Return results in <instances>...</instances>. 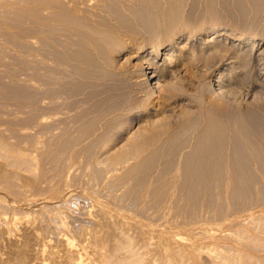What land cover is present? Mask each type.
Instances as JSON below:
<instances>
[{"label":"rangeland","instance_id":"obj_1","mask_svg":"<svg viewBox=\"0 0 264 264\" xmlns=\"http://www.w3.org/2000/svg\"><path fill=\"white\" fill-rule=\"evenodd\" d=\"M9 1L10 0L0 1V140L6 142L9 146L11 145L10 147H16L14 149H18V151L21 150L24 153L26 152V154L28 153L27 155L33 158L34 163L32 164V168L31 166L28 168L27 165L22 166L19 164V166H22L24 169L22 167L18 168V166L15 167L14 164H11V170L10 164H5L6 162H4L5 171L7 174L11 171L12 177L11 172H9L10 177L8 182H10V184H6L8 183L6 181H0V223L1 221L7 223L6 225L0 224V264H75L81 256L85 259L83 260V264H103L98 254V248L96 246L94 247V244L90 242L91 237L89 238L88 235L84 237L85 239L81 238L82 236L80 237L85 224V228L89 231L94 229V231H99L98 233L101 237L107 236L108 239L110 238L111 241L109 246H111L110 244L114 237L120 234L122 230V234H127L124 233L125 229H127L126 232L129 231L132 233L130 234L133 238L131 239L134 241L131 240L132 244L135 245L134 249H137L138 253L140 250V254L145 258L147 257V259L143 258L145 261H139V264H144L146 261L147 264H160L162 263L163 257L166 258H164L163 261H168L169 259L165 255V252L170 253L172 250L181 248L182 250L186 249V252L192 250L197 253L195 261L189 259L186 261L185 259L184 264L185 262L186 264H222L217 257L215 258L218 254L217 252L224 251L225 253L227 252V254H233L234 252L236 253L238 249H242L244 252L248 251L247 253H250L253 257L257 254L255 257V264L256 262L257 264H264L259 261L261 258H264V251L262 250L263 253L260 251L262 254L259 255V253L255 251L247 250V247L238 243L236 239L234 241L232 236L237 226L230 227L229 224H227L233 221V219L237 220L239 218V220H243V224L241 225L245 226L244 224L246 222H251L252 217L264 213V211H262L264 210V175H262L264 170L262 167V169L260 168L261 170L258 169L260 165L258 166V164L255 163L253 164L255 167L252 165L253 168L251 166L250 168L252 169L249 168L250 171H246V175L251 173L250 176L256 172L257 177L255 180L251 178L255 177L254 175L251 177H249V175H247V177L244 175L246 180L244 177H242L243 179L241 178V180H245L246 182L241 180L238 181V183H241L239 187H241L242 184L244 185H242V189L240 188L242 190L240 191L241 194L244 191L243 189L247 187L246 191L248 190L249 192L247 191V193L244 191L245 195H240L237 191L236 195H234L235 193L233 194V192L228 189V184L225 188L223 187L226 182H228V171L224 168H222L221 171L218 167H215L218 169L216 171L214 168L209 170L210 178L208 180L210 183H205L202 190V184L200 185V183L195 182L197 184L192 183L191 186L187 185V191H183L182 194V190L177 189L178 186L176 184L177 188H175V193L179 191L182 194L180 195V193H178L179 196H177L178 194L174 193V197H179L177 200L172 197L173 195L170 197L167 191V195H165V189L162 188L164 184L166 185L173 177L175 178L176 176V180L180 179L177 178V175L180 177V170L182 171L181 168L182 165H184L183 162L188 157L187 155H189L188 153H191L195 145L203 142L207 134H205V132L208 125L207 121H209L208 117L210 116L208 115V109H210L211 106L225 104L229 107L230 112L233 113L236 110L241 112L242 110L248 111V107L249 110L255 111L256 109V112L257 109H260L258 111L260 115L262 113L261 109L264 112V107L262 106L264 105V88L262 91L259 89L260 92L258 88L257 90L252 89L255 82L253 73V76H250L251 73H249V76L247 75L248 77L246 76V79H244V81L246 80V84L242 83V80L234 82V79L232 81V79L230 80L228 77L230 75L228 74L230 70L229 66L223 64L225 65L223 67L226 68L222 71L223 73L219 69H214L216 58H210V56L212 57V55H210L211 50L209 51V49L206 50L204 48V52L206 53L204 56L205 59L207 58V62H205L206 60H204L203 55H196L199 52V50L196 49L197 47L192 46L194 42H201V45L203 44V46L207 47L215 38H222V44H229V42H224L225 39L226 41L228 40L227 37H225L226 35L214 37L215 28H220L223 29L222 32L226 31L232 34L239 33L252 36L254 40L256 39L255 47H261V45H264V0H260L261 7L259 11L250 7V4H246V10L242 13H240V9L238 12L237 0H213L215 4L212 0H101V5L100 2H95L98 0H91V2H95H93L94 6H92V3H89L90 0H87L90 11L91 9L96 11L94 12V16L97 14V17H93L95 20L98 18L95 23L99 22V27L108 28L110 25L108 31L111 29H118L117 31L118 33H122V37L128 39L133 38L132 41L136 45L142 46L147 44L151 48L153 45H156V43L161 44L165 42V40L167 42V39L173 36L172 45L170 44V46L166 48L161 47L162 50L160 49V53L156 58V65H158L156 77L149 75L152 68H147L149 66L147 59L129 60L126 52H120V46L117 47L115 41L113 42V40L110 39L111 34L104 32L105 35L108 34L110 37L108 35H103V33L101 35L98 31L88 27L91 25L89 24L86 27L87 29L85 27H80L81 32H72L71 35L65 37L58 34L52 27L50 28V23L46 20L44 21V18L42 19V17L37 15L47 16L49 15L47 10H36L38 12L36 14L34 7H36L37 4L35 1ZM243 1L248 3V0ZM211 3L214 6L215 12L219 14L216 15L215 13V17L209 9V4ZM95 4H99V8L96 7ZM216 6L217 8H215ZM46 7H49V5H46ZM108 7H110V9ZM27 9H29L28 12H26ZM205 10L207 12L210 11L207 13ZM243 13H245L244 16L241 15ZM35 14L42 20L37 16L35 17ZM209 15L212 16L210 17ZM29 18L34 20L31 21ZM101 19H103V21ZM39 21H42V23H36ZM92 21L94 20H91V22ZM168 23L172 25L167 26ZM39 27L43 28L41 29ZM22 29L24 30L23 32L21 31ZM25 29H29V32ZM93 30L98 33L93 32ZM218 34L216 33V35ZM170 35L172 36L170 37ZM189 35L192 36L190 37ZM66 41L67 44H65ZM109 41H111V43ZM248 48L251 47L248 46ZM167 50H173L178 56H168ZM180 50L186 54V58L179 57ZM209 52L210 54L208 56ZM226 52L227 51H224V53ZM143 54L145 55L146 53ZM227 54H229V52H227ZM196 56L201 60L199 61ZM201 56H203V58H200ZM163 67L171 71L168 73L165 72L163 77H161L160 70H162ZM141 68L146 69V75H142ZM263 71L264 69H262V74ZM218 72L222 74V80H220L222 85L224 84L221 88H219ZM233 73L236 74L235 71ZM145 76H150L148 82L145 81ZM214 91H216V94L217 92L219 94H213ZM221 91H225L224 94ZM187 101H192L194 104H186ZM197 111L199 113L201 112L200 115ZM263 115L261 116L264 118ZM222 118L223 117L218 116L220 122L224 123L225 120ZM263 118L261 121L264 124ZM215 119L219 121L216 117ZM228 120L227 122L232 123L233 119L230 117ZM263 134L264 132L262 135L260 134L261 138H264ZM196 139L201 141L199 142ZM186 143L188 145H186ZM187 150L190 152H187ZM72 159L75 162L72 163ZM4 160L5 158L0 155V163ZM76 161L78 163H76ZM173 166H175V168ZM29 170L31 171L29 172ZM252 170H255L254 173H252ZM256 170L262 172H260L262 175L261 180H258L260 174ZM213 171L215 174H213ZM14 173H18L16 174V176H18L16 177ZM218 176H223L224 178ZM30 177L32 179L34 178V183L31 181V183L28 184L30 181L27 179ZM23 179L24 182H22ZM181 179L179 180L180 182L182 181ZM15 183L18 184L15 185ZM32 184L33 186H31ZM158 184L160 186H158ZM193 185H196L195 187L199 192L196 191ZM247 185H251V187L249 188ZM197 186L200 187L197 188ZM149 187L150 190L154 187L155 191L156 189L158 190L157 187H159V190L161 188L163 192H161V195L156 192L159 196L156 195L154 197L155 193L153 195V192L150 191L145 199L146 196L144 191L145 189H149ZM239 187L237 186V189ZM189 188H191L192 191L189 190ZM210 188L213 190L211 191ZM11 189L15 190L13 191ZM176 189L178 191H176ZM218 189H220V191ZM226 189L230 191L227 190L226 194L229 192L232 195L229 193L226 195ZM42 191H44L45 194ZM51 191H53V193ZM203 191L204 194L206 192L208 193L204 195ZM184 192L187 195L184 194ZM190 192L192 193L190 194ZM37 193H39L40 196L39 194L37 196ZM138 193H140V195H138ZM162 193H164L166 197L161 199ZM209 193L212 195L210 196ZM221 193H223L222 197L225 198V201L221 197ZM217 194H219V196ZM246 194L249 196L252 195L247 197ZM191 195L194 197H191ZM86 196H88V199ZM143 196L145 197L143 198ZM195 196H197V198ZM229 196L232 197L230 198ZM241 196L243 199H240ZM253 196H255V198ZM236 197L237 199H235ZM156 198L159 201H156ZM83 200L85 201L83 202ZM148 200L149 203L147 202ZM170 200H173L174 203ZM176 201L177 204H175ZM219 201L222 205H219ZM85 202L87 203L85 204ZM224 202L227 205L224 204ZM189 203L192 204L190 205ZM159 204L160 207L158 209ZM184 204H188V206L185 207ZM70 205L73 206L71 207ZM175 205H177V208H173ZM249 205L251 206L249 207ZM1 206L5 208H1ZM169 206L173 209L168 210ZM183 207L184 209H182ZM104 208H107L104 212L108 217L101 211L102 209L104 210ZM161 208H163V210ZM231 208L237 209L236 212ZM146 209H149L151 213ZM16 210H20V212ZM71 210L76 213V216ZM98 210H100L101 213H99ZM255 211H260V213L256 214ZM68 212L71 214L68 215ZM102 212L105 214V217L102 215ZM226 213L232 214L227 215ZM61 214L63 216L65 214L64 217L69 221H67L68 224H65L67 232H62L61 229L58 232L57 228L53 226V224L58 226V216H61ZM98 214L101 215L99 216ZM240 214H246V216L244 215L243 217V215L241 216ZM54 215L57 218H55ZM85 215H87V217H85ZM145 215L147 218H145ZM236 215L239 216L237 217ZM74 216L75 218H80L82 216L84 218L82 217L77 220ZM102 216L104 219L101 218ZM234 216L236 217L234 218ZM156 218H158V221ZM247 219H249V221H246ZM70 220L72 221L70 222ZM76 221L77 223L80 221V223L77 224ZM244 221L246 222L244 223ZM250 224L251 223H249V225ZM95 225L96 227H93ZM8 226H11L14 230L11 227L9 230ZM247 226L248 224H246L245 227ZM251 226L252 225H250L249 228L247 227L248 231L253 228H251ZM71 227L75 228L72 229ZM6 229L7 231L5 232ZM202 229H205L204 231L206 232ZM68 230H71L70 232L72 234H70ZM176 230L177 232H175ZM207 230H210V232ZM74 231H76V233ZM77 231H80V233ZM253 231L256 232V229H252L249 233H253ZM260 231L259 229L256 233ZM262 231L259 235L262 234V237H264ZM43 232L47 233L45 234ZM129 232L128 235H130ZM228 232L230 234L233 233V235H229L230 237L227 236L226 234ZM51 233L54 234L52 235ZM201 233L204 235L205 233L208 234L203 236ZM68 234L70 235L68 236ZM199 234L201 235L199 236ZM76 236L83 239V242L80 241L81 239L79 241L75 239L77 238ZM66 237H71L72 241H74L71 247L72 250H70V248L68 249L63 241ZM76 240L78 242H75ZM77 243L82 244L77 245ZM180 244L182 246H180ZM136 245L139 246V249ZM193 245L198 249L195 250ZM220 245H222V247ZM167 249L168 251H165ZM106 251L110 252L108 250ZM25 254L27 255L25 256ZM162 254L163 256H161ZM19 255H23V257L20 256V258L18 257ZM160 257H162V259ZM16 258H18V260Z\"/></svg>","mask_w":264,"mask_h":264},{"label":"bare ground","instance_id":"obj_2","mask_svg":"<svg viewBox=\"0 0 264 264\" xmlns=\"http://www.w3.org/2000/svg\"><path fill=\"white\" fill-rule=\"evenodd\" d=\"M1 1V0H0ZM24 1H26V0H24ZM23 1V2H24ZM27 1H29V0H27ZM26 1V2H27ZM31 1H35L36 2V7H34V11L36 12V14L38 13L37 11H39V10H41V11H43V10H47L48 12H49V15H44V16H41L40 14H37L38 16H40V17H42V19L44 18V21L46 20V21H48L49 23V26H50V28L52 27V29L53 30H55V31H57L58 32V34H61L62 36H65V37H68L69 35H71V33L72 32H74V33H77L78 31L79 32H81L80 30H81V28L82 27H87V25H89V24H91L90 26H88V27H90V28H92V29H94L95 31H98L101 35H102V33H103V35H105L104 34V32H106V33H108V34H111V37L108 35V34H106V35H108L109 37H110V39H112L113 40V42L115 41V45L118 47V46H120V52H126V54H127V58L129 59V60H135V59H147V61H148V64H149V66L147 67V68H152V70L149 72V75H151V76H153V77H156V71L158 70V65H156V63H157V60H156V58H157V56H158V54L160 53V49H161V47H164V48H166L167 46L169 47L170 46V44L172 45V41H173V36L172 35H170V37L172 36V38H168L167 40V42H166V40H165V42H163V43H161V44H157L156 43V45H153V47H149L147 44H144V45H142V46H139V45H136L133 41H132V39H128V38H124V37H122V33H118V29L117 30H113V29H111V30H109L108 31V28H109V26H108V28H102V26L101 27H99L100 25H98V23L99 22H97V23H95V21H97L98 20V18L95 20L94 19V17L96 18L97 17V14H96V16H94L95 15V13L94 12H96V11H94V10H92L91 9V11H90V9H89V7H88V5L89 4H87V0H31ZM30 1V2H31ZM95 1V0H94ZM94 1H92L91 2V0H90V2L89 3H92V6H94L93 5V2ZM196 1V0H195ZM194 1V2H195ZM213 1V0H212ZM262 1V0H261ZM2 2H4V1H2ZM9 2H11V0L9 1ZM13 2V1H12ZM17 2V1H16ZM95 2H100V5L102 4V1L100 0H98V1H95ZM94 2V3H95ZM214 2V4H215V1H213ZM212 2V3H213ZM14 3V2H13ZM212 3L211 4H209L210 6H209V9L211 10V12L213 13V16L215 15V9H214V6L212 5ZM224 3V2H223ZM226 3V2H225ZM236 3H237V9H238V12H239V9H240V13H242V12H244V10H246V4H250L249 6L250 7H253L254 8V10H258L259 11V9H260V7H261V2H260V0H248V3H246L245 1H243V0H237L236 1ZM12 4V3H11ZM22 4V3H21ZM26 5V4H25ZM24 5V6H25ZM35 5V4H34ZM46 5L48 6L49 5V7H46ZM96 5V7H98V5L99 4H95ZM99 5V6H100ZM226 5H228V4H226ZM23 6V5H22ZM110 6V5H109ZM208 6V5H207ZM225 6V5H224ZM223 6V7H224ZM173 7V6H172ZM19 8V7H18ZM99 8V7H98ZM109 9H110V7H108ZM206 8H208V7H206ZM215 8H217V6L215 7ZM229 8V7H228ZM227 8V9H228ZM5 9V8H4ZM11 9V8H10ZM21 9V8H20ZM175 9V8H174ZM226 9V8H225ZM224 9V10H225ZM236 9V8H235ZM247 9H250V8H247ZM252 9V8H251ZM9 10V9H8ZM8 10H6V11H8ZM13 10H15V9H13ZM19 10V9H18ZM23 10V9H22ZM28 10L29 9H27L26 10V12H28ZM37 10V11H36ZM98 10V9H97ZM209 10V11H210ZM253 10V9H252ZM11 11V10H10ZM16 11H17V9H16ZM33 11V12H34ZM111 11V10H110ZM206 11V10H205ZM208 11V12H209ZM24 12V11H23ZM31 12V11H30ZM98 12H99V10H98ZM104 12V11H103ZM170 12V11H169ZM194 12V11H193ZM207 12V11H206ZM207 12V13H208ZM211 12H210V14H211ZM225 12V11H224ZM112 13V12H111ZM227 13H228V11H227ZM246 13V12H245ZM245 13H243V14H241L242 16H244L245 15ZM255 13V12H254ZM20 14V13H19ZM21 14H22V12H21ZM27 14H29V13H27ZM35 14V17L37 16ZM101 14H102V12H101ZM113 14V13H112ZM181 14V13H180ZM192 14V13H191ZM24 15V14H23ZM109 15V14H108ZM161 15V14H160ZM216 15H219L218 13H216ZM235 15V14H234ZM255 15V14H254ZM24 16H26V15H24ZM33 16V15H32ZM37 16V17H38ZM94 16V17H93ZM101 16V15H100ZM104 16V15H103ZM210 17L212 16V15H209ZM221 16V15H220ZM256 16H258V15H256ZM34 17V16H33ZM40 17H38V18H40ZM110 17V16H109ZM161 17V16H160ZM215 17V16H214ZM213 17V18H214ZM217 17V16H216ZM46 18V19H45ZM178 18V17H177ZM179 18H181V17H179ZM220 18V17H219ZM231 18V17H230ZM251 18H253V17H251ZM23 19V18H22ZM30 19V18H29ZM41 19V18H40ZM41 19V20H42ZM94 20V21H92L91 22V20ZM107 19V18H106ZM176 19V18H175ZM31 20V19H30ZM34 20V19H33ZM33 20H31V21H33ZM100 20V19H99ZM102 21H103V19H101ZM109 20V19H108ZM255 20V19H254ZM24 21V20H23ZM112 21V20H111ZM180 21V20H179ZM25 22V21H24ZM23 22V23H24ZM177 22V21H176ZM30 23V22H29ZM36 23H42V21L40 22H36ZM95 23V24H94ZM109 23V22H108ZM113 23V22H112ZM112 23H111V26H112ZM172 23V22H171ZM254 23V22H253ZM32 24V23H31ZM44 24V23H43ZM100 24V23H99ZM116 24V23H115ZM24 25V24H23ZM41 25V24H40ZM85 25V26H84ZM172 25V24H171ZM171 25H169V23H168V25L167 26H171ZM39 26V25H38ZM34 27H36V26H34ZM45 27V26H44ZM81 27V28H80ZM106 27H107V25H106ZM39 28H41V27H39ZM43 28V27H42ZM41 28V29H42ZM46 28V27H45ZM47 28H48V26H47ZM112 28V27H111ZM174 28H175V26H174ZM87 29V28H86ZM25 30H27V29H25ZM29 30V29H28ZM27 30V31H28ZM34 30V29H33ZM49 30V29H48ZM93 30V32H95ZM172 30V29H171ZM170 30V31H171ZM222 30L223 29H220V28H215V31H214V37H218L219 35H226L225 37H227V41H226V39H225V41L224 42H229V44L228 43H223L222 44V41H221V39H216L215 38V40L210 44H208L207 45V47L206 46H203V44L201 45V42L200 43H197V42H194L193 43V47H197L196 49L197 50H199V52L196 54V55H198V56H200V55H206V53L204 52V50L206 49H209V51L211 52V54H210V52L208 53V56H209V54L210 55H212V57L210 56V58H216V61H215V65H214V63H213V65H214V69H219L221 72L223 71V70H225L226 68H224L223 66H225V65H227V66H229V68H230V70H229V73L228 74H230L228 77H229V79L231 80L232 79V81H233V79H234V82H239V81H241L242 80V83H245L246 84V80L244 81V79H246V76L249 74V73H251L250 74V76L252 75L253 76V74H254V79H255V82H254V84H253V87H252V89H256L257 90V88H258V91H259V89H260V91H262V89L264 88V71H263V74H262V69H264L263 67H264V45H261V47H259V48H257V47H255V44H256V39L254 40V37H252V36H247L246 34L244 35V34H232V33H228V32H222ZM22 32L24 31L23 29L21 30ZM35 31V30H34ZM114 31V32H113ZM117 31V32H116ZM174 31V30H173ZM196 31V30H195ZM4 32V31H3ZM21 32V33H22ZM29 32V31H28ZM51 32H53V31H51ZM87 32V31H86ZM98 32H95V33H98ZM192 32V31H191ZM231 32V31H230ZM234 32V31H233ZM19 33V32H18ZM171 33V32H170ZM169 33V34H170ZM216 33L218 34V33H220V34H218V35H216ZM35 34V33H34ZM52 34V33H51ZM121 34V35H120ZM61 35H59V36H61ZM80 35V34H79ZM105 35V36H106ZM27 36V35H26ZM30 36V35H29ZM55 36V35H54ZM100 36V35H99ZM127 36V35H126ZM190 37L192 36V35H189ZM213 36V35H212ZM255 36V35H254ZM24 37V36H23ZM31 37V36H30ZM214 37H213V39H214ZM106 38H108V37H106ZM25 39V38H24ZM193 39H194V37H193ZM261 39V38H260ZM259 39V40H260ZM109 40V39H108ZM221 41V42H220ZM255 41V42H254ZM261 41V40H260ZM85 42H87V41H85ZM110 43H111V41H109ZM112 42V43H113ZM238 42V43H237ZM22 43V42H21ZM25 43V42H24ZM23 43V44H24ZM54 43H56V42H54ZM208 43V42H207ZM258 43H259V41H258ZM65 44H67V41H66V43ZM138 44H140V43H138ZM91 45V44H90ZM92 46V45H91ZM248 46H250L251 48H248ZM116 47V48H117ZM172 47V46H171ZM176 47V46H175ZM247 47V48H246ZM115 48V49H116ZM205 48V49H204ZM118 49V48H117ZM174 49V48H173ZM162 50V49H161ZM195 50V49H194ZM168 52H167V55L168 56H171V55H174V57H175V55L176 56H178L177 54H175V52L173 51V50H167ZM214 53H213V52ZM224 51H227V52H229V54H227V52L226 53H224ZM143 53H146L145 55L143 54ZM189 54V53H188ZM193 55V54H192ZM145 56V57H144ZM147 56H150V57H147ZM198 56H196L197 58H198V60L200 61L201 59H199V57ZM203 56H201L200 58H203ZM179 57H181V58H186V54L182 51V50H180V56ZM194 57H195V55H194ZM207 57V56H206ZM190 58V57H189ZM207 59V58H206ZM205 59V56H204V60H206ZM198 60H196V61H198ZM203 60V59H202ZM228 60V61H227ZM141 62V61H140ZM202 62H204V61H202ZM205 62H207V60L205 61ZM213 62V61H212ZM211 63V62H210ZM209 63V64H210ZM136 64V63H135ZM223 64H225V65H223ZM234 64V65H233ZM131 65V64H130ZM211 65H212V63H211ZM209 66V65H208ZM140 67H142V66H140ZM139 68V67H138ZM228 68V67H227ZM222 69V70H221ZM141 70H142V75L144 76V75H146L147 74V72H146V69H142L141 68ZM161 71V74H160V76L161 77H163V75L165 74V72L166 73H168L169 71H171L170 69H167L166 70V67H163L162 68V70H160ZM236 72V74H234L233 72ZM219 73V72H218ZM223 73V72H222ZM232 73V74H231ZM253 73V74H252ZM222 74L221 73H219V88H221L223 85H222V82H221V80H222V76H221ZM234 75V76H233ZM249 76V75H248ZM247 76V77H248ZM149 77L150 76H145V81L146 82H148L149 81ZM252 78V77H251ZM221 79V80H220ZM248 79H250V78H248ZM227 80H228V78H227ZM251 80V79H250ZM244 81V82H243ZM231 82V81H230ZM247 82H250V81H247ZM252 82V81H251ZM228 83V82H227ZM253 83V82H252ZM212 84V83H211ZM241 84V83H240ZM245 84H243V85H245ZM248 84V83H247ZM242 85V86H243ZM252 85V84H251ZM227 86V85H226ZM229 86V85H228ZM231 87V86H230ZM233 87V86H232ZM246 87V86H245ZM244 87V88H245ZM249 87V86H248ZM218 88V87H217ZM218 88V89H219ZM251 88V87H250ZM249 88V89H250ZM223 89H225V88H223ZM229 89V88H228ZM232 89V88H231ZM212 90H214V89H212ZM217 90V89H216ZM226 90V89H225ZM230 90V89H229ZM219 91V90H218ZM226 91H228V90H226ZM240 91V90H239ZM254 91V90H253ZM259 91V92H260ZM221 92H223V94H224V92L225 91H221ZM230 92V91H229ZM249 92V91H248ZM251 93V92H250ZM258 93V92H257ZM213 94H215V95H217V94H219L218 92H217V94H216V91H214L213 92ZM223 94H221V95H223ZM226 94V93H225ZM254 94V93H253ZM255 95H256V93H255ZM211 96V95H210ZM207 97V96H206ZM189 100V99H188ZM264 101V100H263ZM209 103V102H208ZM218 103H220V102H218ZM262 103V102H261ZM186 104H190V105H192V104H194V102H192V101H187V103ZM185 104V105H186ZM263 104V103H262ZM178 105V104H177ZM180 105V104H179ZM182 105V104H181ZM188 106V105H187ZM258 106V105H257ZM259 106H260V104H259ZM263 107H264V105H262ZM231 107V106H230ZM176 108V107H175ZM233 109V108H232ZM200 110H202V109H200ZM209 111H208V115H210L208 118H209V121H207L208 122V125H207V127H206V132H205V134H206V136L204 137V139H203V142H200L202 139H201V136H200V139L201 140H197V141H199L200 143L198 144V145H195V147L191 150V153H188L189 155H187L188 157H187V159L183 162V164L184 165H182V171L180 170V172H181V175H180V177H178V175H177V178H182L181 180V182L178 180V182H177V180H176V176H175V178L173 177V179L170 181L169 180V182H167V184L165 185L164 184V186H165V188H164V186L162 187L163 189H165L164 191H165V195H167L166 194V191L168 192V194H170V197H171V195H173L172 197H174L175 195H174V193H175V188H177V186H178V188L177 189H179V190H182V194H183V191H187V189L188 188H186V187H188V186H191L192 185V183L194 184L195 182H197V183H200V185L202 184V187H201V190H202V188H203V185L206 183L207 184V182H209V178H210V173H209V170L210 169H212V168H214L215 169V171L216 170H218V169H216L215 167H218V168H220L221 169V171H222V168H224V169H227V171H228V182H226V184H225V186H223L224 188L227 186V184H228V186L227 187H229L228 189L231 191V192H233V194L234 195H236V191L237 192H239L240 193V191H242L241 189L243 188L242 187V185H241V187H239V184H241V183H238V181L239 180H241V178L242 177H244V179H245V176L247 177V175H249V177H251L252 175H254L255 177H251V178H254V180L256 179V175H257V173L255 172L254 173V171L252 172V173H254V174H252L251 176H250V174H247L246 175V171L247 170H249V168L253 165V164H258V169L259 170H261L262 168H263V170H264V138H261V135H262V133L264 132V124H263V122L261 121V119L263 118L261 115H263L264 114V112H263V110L261 109V112L263 113H261V115L259 114V110L257 109V112H256V109H255V111L254 110H249V107H248V111H244V110H242V112L241 111H235V109H234V113L233 112H230V110H229V107L227 106V105H225V104H218V105H213V106H211L210 107V109H208ZM241 110V109H240ZM196 111V110H195ZM244 111V112H243ZM194 112V111H193ZM198 112V111H197ZM199 113V112H198ZM201 113V112H200ZM200 113H199V115H200ZM190 115H191V111H190ZM195 115V114H194ZM198 115V114H197ZM201 115H203V114H201ZM205 115V114H204ZM193 116V115H192ZM218 116H220V117H223L222 119H224L225 120V122L223 123V122H220V120L218 119ZM264 116V115H263ZM206 117V116H205ZM215 117L219 120V121H217L216 119H215ZM232 118L233 120H232V123L230 124L229 122H227V120H228V118ZM262 117V118H261ZM190 118H193V117H190ZM201 118H202V116H201ZM197 119V118H196ZM264 119V118H263ZM208 120V119H207ZM229 120H231V119H229ZM228 120V121H229ZM204 121V120H203ZM223 121V120H222ZM264 121V120H263ZM200 122H201V120H200ZM196 125V124H195ZM196 127H197V125H196ZM194 129H195V127H194ZM203 130H204V128H203ZM202 132H204V131H202ZM58 134V133H57ZM150 134V133H149ZM153 134V133H152ZM201 134V133H200ZM200 134H198V135H200ZM261 134V135H260ZM59 135V134H58ZM148 135V134H147ZM154 135V134H153ZM152 135V136H153ZM195 136V135H194ZM263 136H264V134H263ZM1 138V137H0ZM145 138V137H144ZM147 138V137H146ZM196 138V137H195ZM139 142V141H138ZM137 143V142H136ZM138 144V143H137ZM173 144V143H172ZM174 145V144H173ZM186 145H188L187 143H186ZM190 145H191V143H190ZM11 146V145H10ZM9 146V144L7 145V143L6 142H2L1 140H0V155L3 157V158H5V160L4 161H2V163H0V181L2 180V181H6V182H8V180H9V172H11V171H9L8 172V174H7V172L5 171V165H4V162H6L5 164H10V167H11V164H14V166L15 167H17L18 166V168L20 167H22V166H25V165H27V167L29 168L30 166H31V168L33 167V158L31 157V156H29V155H27L26 154V152L24 153V152H22L21 150H19L18 151V149H14V148H16V147H10ZM180 146V145H179ZM135 148V147H134ZM133 148V149H134ZM178 149V148H177ZM181 149V148H180ZM184 149V148H183ZM189 149V148H188ZM72 150V149H71ZM185 151V150H184ZM71 152V151H70ZM187 152H190V151H188L187 150ZM75 153V152H74ZM160 153V152H159ZM176 153V152H175ZM72 154V153H71ZM31 155V154H30ZM75 156V155H74ZM153 156V155H152ZM35 158V157H34ZM73 158V157H72ZM172 158V157H171ZM36 159V158H35ZM74 159V158H73ZM73 159H72V163L73 162H75V161H73ZM75 160H76V157H75ZM176 160V159H175ZM78 161V160H77ZM76 161V163H78ZM80 161V160H79ZM169 161H170V159H169ZM67 162H69V161H67ZM70 162H71V160H70ZM149 162V161H148ZM176 162V161H175ZM177 162H179V161H177ZM171 163H174V162H171ZM17 164V165H16ZM19 164H21L22 166H19ZM37 164V163H36ZM75 164V163H74ZM158 164V163H157ZM156 164V165H157ZM71 165V164H70ZM180 165V164H179ZM7 166V165H6ZM9 166V165H8ZM13 166V165H12ZM254 166V165H253ZM253 166H252V168H253ZM36 167V166H35ZM71 167H73V166H71ZM174 168H175V166H173ZM183 167H185V168H183ZM255 167V166H254ZM262 167V168H261ZM14 168V167H13ZM17 168V169H18ZM23 168V167H22ZM149 168V167H148ZM252 168H250V169H252ZM261 168V169H260ZM8 169V168H7ZM16 169V168H15ZM24 169V168H23ZM11 170H12V167H11ZM154 170V169H153ZM158 170V169H157ZM171 170H172V168H171ZM262 170V171H263ZM21 171V170H20ZM19 171V172H20ZM31 170H29V172H30ZM33 171V170H32ZM250 171V170H249ZM257 171V170H256ZM176 172V171H175ZM218 172V171H217ZM257 172H259V174H260V176H258L259 177V179L258 180H261V176L262 175H264L261 171H257ZM262 173V175H261V173ZM221 173V172H220ZM15 174V176H16V174H18V173H14ZM20 174V173H19ZM178 174V173H177ZM213 174H215V172L213 171ZM222 174H223V172H222ZM258 174V175H259ZM37 175V174H36ZM145 175V174H144ZM148 175V174H147ZM175 175V174H174ZM173 175V176H174ZM221 175V174H220ZM245 175V176H244ZM18 176V175H17ZM16 176V177H17ZM29 176V175H28ZM216 176H217V174H216ZM223 176H224V174H223ZM223 176H221L222 178H224ZM11 177H12V172H11ZM151 177V176H150ZM168 177V176H167ZM218 177H220V176H218ZM220 177V178H221ZM264 177V176H263ZM8 178V179H7ZM13 178H14V176H13ZM22 178V177H21ZM31 178V177H30ZM30 178H28L27 180L28 181H30V182H28V181H26V182H28V184H30L31 183V181L33 182L34 181V178L32 179L31 178V180H30ZM38 178V177H37ZM144 178V177H143ZM10 179H12V178H10ZM15 179V178H14ZM17 179V178H16ZM18 179H19V177H18ZM170 179V178H169ZM216 179V178H215ZM215 179H213V180H215ZM243 179V178H242ZM149 180V179H148ZM153 180V179H152ZM160 180V179H159ZM167 180V179H166ZM218 180V179H217ZM221 180V179H220ZM223 180H225V179H223ZM222 180V181H223ZM246 180V179H245ZM245 180H241V181H245ZM249 180L251 181V179L249 178ZM262 180H263V178H262ZM13 181V180H12ZM151 181V180H150ZM161 181V180H160ZM212 181V180H211ZM5 182V183H6ZM22 182H24V179L22 180ZM140 182H141V180H140ZM148 182V181H147ZM218 182V181H217ZM216 182V183H217ZM246 182V181H245ZM249 182V181H248ZM248 182H247V184H248ZM1 183V182H0ZM34 183V182H33ZM37 183H38V181H37ZM42 183V182H41ZM65 183V182H64ZM162 183H164V182H162ZM197 183H195V184H197ZM210 183V182H209ZM219 183H221V182H219ZM224 183V182H223ZM251 183H252V181H251ZM6 184H10V182H8V183H6ZM18 183H15V185H17ZM23 184V183H22ZM142 184V183H141ZM155 184V183H154ZM176 184H177V186H176ZM238 184V185H237ZM260 184V183H259ZM264 184V183H263ZM148 185L150 186V184L148 183ZM152 185V184H151ZM156 185V184H155ZM162 185V184H161ZM188 185V186H187ZM209 185H211V184H209ZM215 185V184H214ZM221 185H223V184H221ZM7 186V185H6ZM10 186V185H9ZM31 186H33V184L31 185ZM30 186V187H31ZM72 186V185H71ZM158 186H160L159 184H158ZM194 186V185H193ZM196 186V185H195ZM194 186V188L196 189V187ZM206 186V185H205ZM205 186H204V188H205ZM237 186L239 187L238 189H237ZM244 186V185H243ZM248 186V185H247ZM253 186V185H252ZM254 186H255V184H254ZM142 187V186H141ZM180 187V188H179ZM198 187H200V186H197V188ZM206 187H208V186H206ZM245 187H246V185H245ZM249 188L251 187V185L250 186H248ZM7 188H8V186H7ZM9 188H11V187H9ZM13 188V187H12ZM35 188V187H34ZM38 188H39V186H38ZM47 188V187H46ZM65 188V187H64ZM134 188V187H133ZM154 188V187H153ZM153 188H151L152 190H150V187H149V189H145V191H144V193H145V196H143V198L145 197V199L147 198V195L149 194V192L150 191H152L153 192V195H154V193H155V195H154V197L157 195V196H159L158 194H160L161 195V192H163L162 190H161V188H160V190H159V187H157L158 188V190L156 189V191H155V188H154V190H153ZM209 188V187H208ZM216 188V187H215ZM241 188V189H240ZM254 188V187H253ZM261 188V187H260ZM31 189V188H30ZM33 189V188H32ZM51 189V188H50ZM61 189H62V187H61ZM67 189V188H66ZM176 189V191H178ZM228 189H226L225 190V194H226V191L228 190ZM246 189H247V187H246ZM246 189L244 188L243 190L245 191V192H247L246 191ZM252 189V188H251ZM256 189H257V187H256ZM8 190V189H7ZM6 190V191H7ZM11 190H13V189H11ZM15 190V189H14ZM13 190V191H14ZM40 190V189H39ZM55 190V189H54ZM71 190V189H70ZM74 190V189H73ZM189 190H191L192 191V189L191 188H189ZM189 190H188V192H189ZM206 190V189H205ZM204 190V191H205ZM208 191H212L213 189L212 188H210V190L209 189H207ZM219 191H220V189H218ZM228 190V191H229ZM254 190V189H253ZM9 191V190H8ZM36 191V190H35ZM95 191V190H94ZM159 191V192H158ZM185 191V192H186ZM196 191H198L197 189H196ZM204 191H203V194H204ZM210 191V192H211ZM217 191V190H216ZM229 191V192H230ZM244 191H243V193L242 194H244ZM264 191V190H263ZM44 194H45V192L44 191H42ZM52 193H53V191H51ZM50 192V193H51ZM156 192L158 193V194H156ZM184 192V194H186ZM199 192V191H198ZM229 192H227V194L229 193ZM249 192V191H248ZM247 192V193H248ZM252 192V191H251ZM256 192V191H255ZM254 192V193H255ZM41 193V192H40ZM96 193V192H95ZM147 193V194H146ZM177 193V192H176ZM175 193V194H176ZM178 193H180L179 191H178ZM177 193V194H178ZM192 192H190V194H191ZM195 193V192H194ZM197 193V192H196ZM206 193H208V192H206ZM206 193L204 194V195H206ZM212 193V192H211ZM257 193L259 194V192L257 191ZM256 193V194H257ZM14 194V193H13ZM23 194V193H22ZM35 194V193H34ZM38 194L39 193H37L36 195L38 196ZM84 194H85V192H84ZM86 194H87V192H86ZM98 194V193H97ZM141 194H143V193H141ZM181 193H180V195H182ZM189 194V193H188ZM189 194V195H190ZM213 194V193H212ZM212 194H210L209 193V195L211 196ZM215 194V193H214ZM222 194L223 193H221V197H222ZM226 194V195H227ZM229 194H231V193H229ZM241 193H240V195H242ZM253 194V193H252ZM251 194V195H252ZM262 194V193H261ZM260 194V195H261ZM61 195V194H60ZM138 195H140V193H138ZM150 195H151V193H150ZM152 195V196H153ZM187 195V194H186ZM198 195H199V193H198ZM218 196H219V194H217ZM232 195V194H231ZM233 195V196H234ZM245 195V194H244ZM247 195V197L249 196L248 194H246ZM250 195V196H251ZM264 195V194H263ZM262 195V196H263ZM9 196V195H8ZM24 196V195H23ZM39 196H40V194H39ZM42 196V195H41ZM177 196H179V194L177 195ZM176 196V197H177ZM185 196V195H184ZM183 196V197H184ZM217 196V197H218ZM249 196V197H250ZM257 196V195H256ZM4 197V196H3ZM16 197H17V195H16ZM32 197V196H31ZM67 197V196H66ZM87 197V199H88V196H86ZM101 197V196H100ZM141 197V196H140ZM153 197V198H154ZM163 197H166V196H164V193H162V197H161V199L163 198ZM168 197H169V195H168ZM176 197H174V198H176ZM182 197V198H183ZM187 197V196H186ZM188 197H190V196H188ZM191 197H194V196H192L191 195ZM196 198H197V196H195ZM215 197V196H214ZM216 197V198H217ZM228 197V196H227ZM226 197V198H227ZM230 197V196H229ZM232 197V196H231ZM230 197V198H231ZM254 198H255V196H253ZM2 198V197H1ZM6 198H7V196H6ZM61 198H63V197H61ZM72 198V197H71ZM159 198V197H158ZM179 198V197H178ZM178 198H176L175 200H177ZM223 198V197H222ZM221 198V199H222ZM240 198V197H239ZM245 198V197H244ZM261 198V197H260ZM8 199V198H7ZM17 199V198H16ZM60 199V198H59ZM131 199V198H130ZM157 199V198H156ZM167 199V198H166ZM169 199H171V198H169ZM184 199V198H183ZM186 199V198H185ZM202 199V198H201ZM210 199H212V198H210ZM224 199V201H225V198H223ZM235 199H237V197L235 198ZM240 199H243L242 198V196H241V198ZM18 200V199H17ZM58 200V199H57ZM82 200V199H81ZM132 200V199H131ZM134 200V199H133ZM174 200V199H173ZM173 200H170V201H172V203H174L173 202ZM180 200V199H179ZM186 200H189L188 198L186 199ZM185 200V201H186ZM199 200V199H198ZM197 200V201H198ZM209 200V199H208ZM213 200V199H212ZM253 200V199H252ZM257 200V199H256ZM259 200V199H258ZM85 200H83V202H84ZM135 201V200H134ZM139 201H140V199H139ZM156 201H159L158 199L156 200ZM169 201V200H168ZM191 201V200H190ZM218 201V200H217ZM221 201V200H220ZM220 201H219V205L221 204L222 205V203H220ZM264 201V200H263ZM50 202H51V200H50ZM53 202V201H52ZM65 202V201H64ZM82 202V201H81ZM89 202V201H88ZM93 202V201H92ZM128 202V201H127ZM148 203H149V200L147 201ZM151 202V201H150ZM201 202V201H200ZM208 202V201H207ZM210 202H211V200H210ZM222 202V201H221ZM241 202V201H240ZM261 202V201H260ZM39 203V202H38ZM79 203V202H78ZM87 202H85V204H86ZM99 203V202H98ZM139 203V202H138ZM157 203V202H156ZM160 203H161V200H160ZM168 203V202H167ZM186 203H187V201H186ZM192 203H193V201H192ZM191 203V204H192ZM229 203V202H228ZM233 203V202H232ZM257 203V202H256ZM261 203H263V202H261ZM28 204V203H27ZM91 204V203H90ZM94 204V203H93ZM130 204V203H129ZM134 204V203H133ZM147 204V203H146ZM175 204H177V201H176V203ZM183 204V203H182ZM181 204V205H182ZM190 204V203H189ZM190 204V205H191ZM200 204V203H199ZM224 204H226L225 202H224ZM233 204H236V203H233ZM249 204V203H248ZM251 204V203H250ZM260 204V203H259ZM2 205V204H1ZM31 205V204H30ZM51 205V204H50ZM73 205H74V203H73ZM72 205V206H73ZM75 205H76V203H75ZM81 205V204H80ZM92 205V204H91ZM119 205V204H118ZM117 205V206H118ZM140 205V204H139ZM138 205V206H139ZM144 205V204H143ZM155 205V204H154ZM153 205V206H154ZM185 205V207H187L188 206V204L186 205V204H184ZM189 205V206H190ZM211 205V204H210ZM227 205V204H226ZM253 205H254V203H253ZM262 205V204H261ZM29 206V205H28ZM66 206V205H65ZM71 206V205H70ZM71 206V207H72ZM79 206V205H78ZM85 206V205H84ZM83 206V207H84ZM87 206V205H86ZM95 206V205H94ZM177 205H175V207H173V208H177L176 207ZM183 206V205H182ZM212 206V205H211ZM223 206H225V205H223ZM233 206V205H232ZM235 206V205H234ZM233 206V207H234ZM247 206V205H246ZM251 205H249V207H250ZM10 207H11V205H10ZM48 207V206H47ZM70 207V208H71ZM75 207V206H74ZM91 207V206H90ZM105 207V206H104ZM152 207V206H151ZM159 207H160V204H159V206H158V209H159ZM166 207H167V205H166ZM200 207H201V205H200ZM231 207V206H230ZM236 207V206H235ZM240 207V206H239ZM249 207H248V209H249ZM260 207V206H259ZM1 208H5V207H2L1 206ZM85 208V207H84ZM87 208V207H86ZM102 208V207H101ZM137 208V207H136ZM148 208V207H147ZM154 208V207H153ZM172 207L170 208V206L168 207V210L170 209H173ZM189 208V207H188ZM226 208V207H225ZM242 208H244V207H242ZM8 209H10V208H8ZM47 209V208H46ZM51 209H52V207H51ZM67 209V208H66ZM100 209V208H99ZM107 209V208H106ZM106 209L104 208V210L102 209L101 211H106ZM145 209V208H144ZM162 210H163V208H161ZM182 209H184V207L182 208ZM186 209V208H185ZM191 209V208H190ZM220 209V208H219ZM222 209H223V207H222ZM231 209H233V208H231ZM257 209V208H256ZM4 210V209H3ZM22 210V209H21ZM24 210V209H23ZM68 210V209H67ZM70 210V209H69ZM78 210V209H77ZM127 210V209H126ZM140 210V209H139ZM146 210H149V209H146ZM155 210H156V208H155ZM230 210V209H229ZM233 210H235V209H233ZM237 210V209H236ZM236 210H235V212H236ZM17 211V210H16ZM19 212H20V210H18ZM17 211V212H18ZM51 211V210H50ZM56 211V210H55ZM58 211H59V209H58ZM72 211V210H71ZM70 211V212H71ZM86 211V210H85ZM99 211V213H101V211L100 210H98ZM150 211V210H149ZM178 211V210H177ZM220 211V210H219ZM218 211V212H219ZM224 211V210H223ZM226 211V210H225ZM249 211V210H248ZM261 211V210H260ZM260 211L259 212H256L255 211V213L257 214H259L260 213ZM262 211H264V210H262ZM261 211V212H262ZM5 212V211H4ZM23 212V211H22ZM49 212V211H48ZM65 212V211H64ZM67 212V211H66ZM73 212V211H72ZM71 212V213H72ZM81 212V211H80ZM84 212V211H83ZM91 212H92V210H91ZM96 212V211H95ZM103 212H102V215H104V217H105V214H103ZM110 212V211H109ZM108 212V213H109ZM143 212V211H142ZM142 212H141V214H142ZM148 212V211H147ZM163 212V211H162ZM217 212V211H216ZM247 212V211H246ZM45 213V212H44ZM50 213V212H49ZM58 213V212H57ZM62 213V212H61ZM70 213V214H71ZM75 212H73V214H74ZM78 213V212H77ZM135 213V212H134ZM150 213H151V211H150ZM164 213V212H163ZM179 213V212H178ZM221 213V212H220ZM223 213V212H222ZM229 213V212H228ZM244 213V212H243ZM4 214V213H3ZM13 214V213H12ZM18 214V213H17ZM42 214V213H41ZM69 214V212H68V215H70ZM87 214V213H86ZM95 214V213H94ZM132 214V213H131ZM145 214H146V212H145ZM155 214V213H154ZM157 214V213H156ZM168 214V213H167ZM217 214H219V213H217ZM217 214H215V215H217ZM224 214V213H223ZM227 214V213H226ZM230 214H232V213H230ZM230 214H227V215H230ZM247 214V213H246ZM246 214H244L245 216H246ZM11 215V214H10ZM40 215V214H39ZM44 215V214H43ZM50 215H52V214H50ZM67 215V214H66ZM67 215V217H69ZM80 215V214H79ZM78 215V216H79ZM82 215H83V213H82ZM99 215V214H98ZM101 215V214H100ZM99 215V216H100ZM144 215V214H143ZM142 215V216H143ZM147 215V214H146ZM146 215H145V218H147L146 217ZM150 215V214H149ZM152 215V214H151ZM166 215V214H165ZM189 215V214H188ZM227 215H224V216H227ZM241 216L243 215V214H240ZM244 215H243V217H244ZM41 216V215H40ZM39 216V217H40ZM64 216H65V214H64ZM62 214H61V216H58L59 217V222L58 221H56V222H58L57 224H58V226L56 225V224H53V226H54V228H57V230H58V232H59V230L61 229V231L62 232H64V231H66L67 232V227L65 228V224L67 223V221L68 220H66V218L64 217ZM75 216H76V213H75ZM75 216H74V218H75ZM81 216V215H80ZM106 216L108 217V215L106 214ZM110 216V215H109ZM128 216V215H127ZM138 216V215H137ZM142 216H140V217H142ZM148 216V215H147ZM179 216V215H178ZM221 216V215H220ZM237 216V215H236ZM236 216H234V218L236 217ZM239 216V215H238ZM237 216V217H238ZM252 216V215H251ZM254 216V215H253ZM54 217H55V215H54ZM83 217V216H82ZM82 217H80V218H82ZM85 217H87V215H85ZM106 217V218H107ZM113 217V216H112ZM116 217V216H115ZM140 217H139V219H140ZM144 217V216H143ZM162 217V216H161ZM161 217H160V220H161ZM219 217V216H218ZM217 217V218H218ZM228 217V216H227ZM226 217V218H227ZM51 218H53V217H51ZM55 218H57V217H55ZM80 218H75V219H77V220H79ZM84 218V217H83ZM93 218V217H92ZM102 219H104L103 218V216L101 217ZM105 218V219H106ZM110 218V217H109ZM149 218V217H148ZM163 218H164V216H163ZM170 218V217H169ZM246 218V217H245ZM13 219V218H12ZM69 219H70V217H69ZM90 219V218H89ZM89 219H87V220H89ZM99 219V218H98ZM101 219V220H102ZM118 219V218H117ZM151 219V218H150ZM158 218H156V220H157ZM222 219V218H221ZM233 219V218H232ZM250 219V218H249ZM249 219H247L246 221H249ZM252 220H251V222L249 221L248 223L246 222V221H244V225L246 226V224H248V228H249V226L250 225H252L251 226V228L252 229H256V232H258L259 231V229L262 231V233H264V213H262V214H260V215H257V216H254V217H252L251 218ZM4 220V219H3ZM45 220H47V219H45ZM52 220V219H51ZM148 220V219H147ZM217 220H219V219H217ZM245 220V219H244ZM6 221V220H5ZM8 221H11V220H8ZM72 220H70V222H71ZM73 221H74V219H73ZM81 221V220H80ZM80 221H79V223H80ZM106 221H107V219H106ZM105 221V222H106ZM158 221V220H157ZM165 221H167V220H165ZM230 221V220H229ZM243 220H239V218L236 220V219H233V221H230L229 223H227V224H229V226L230 227H232V226H237V228H235L236 230L233 232L234 233V235H233V233L232 234H230L229 232V234L227 233L226 235L227 236H231V235H233L232 236V239H234V241H235V239H236V241L238 242V243H240V244H242L244 247L246 246L247 247V250H252V251H255L256 253H259V255L260 254H262L263 253V251H264V237H262L263 235L261 234V235H259V233L261 232H259V233H256V232H254L253 231V233H249V231H251L252 229H249V231H248V228L247 227H245V226H243V225H241V224H243V222H242ZM3 222V223H2ZM34 222V221H33ZM44 222V221H43ZM69 222V221H68ZM85 222V221H84ZM109 222V221H108ZM122 222V221H121ZM126 222V221H125ZM132 222V221H131ZM156 222V221H155ZM169 222V221H168ZM205 222V221H204ZM242 222V223H241ZM28 223V222H27ZM76 223H77V221H76ZM79 223H77V224H79ZM82 224H85V223H83V222H81ZM87 223V222H86ZM95 223V222H94ZM100 223V222H99ZM124 223V222H123ZM147 223V222H146ZM152 223V222H151ZM157 223V222H156ZM159 223V222H158ZM195 223V222H194ZM249 223H251L250 225H249ZM1 225H3V224H7V223H4V221H1V223H0ZM9 224V223H8ZM33 224V223H32ZM68 224V223H67ZM119 224H120V221H119ZM133 224V223H132ZM164 224V223H163ZM178 224V223H177ZM180 224V223H179ZM189 224V223H188ZM196 224V223H195ZM218 224V223H217ZM220 224V223H219ZM0 225V226H1ZM11 225V224H10ZM38 225V224H37ZM51 225V224H50ZM86 225V224H85ZM84 225V228L82 229V231H81V235H80V237L81 238H83V239H85L84 237H87V235L89 236V238L91 237V240H90V242L91 243H93L94 244V247L96 246L97 248H98V254L100 255V258H101V262L103 263V264H139L138 262L140 261H145L143 258H145L142 254H140L141 252H140V250H139V253H138V250L137 249H134V246L135 245H133L132 244V237H131V232H129V234L130 235H128V232H126V230L127 229H125V231H124V233H127V234H122V232H123V230H122V232H120V234H117L115 237H114V241L112 240V243L110 244L111 246H109V243H110V238L108 239V237L106 236V237H101L100 235H99V231L97 232L96 230L94 231V229L91 231H89L87 228H85L86 226ZM89 225V224H88ZM92 225V224H91ZM109 225V224H108ZM107 225V226H108ZM128 225H130V224H128ZM204 225H206V224H204ZM203 225V226H204ZM13 226V225H12ZM32 226V225H31ZM47 226V225H46ZM69 226V225H68ZM74 226H77V225H74ZM80 226V225H79ZM78 226V227H79ZM82 226V225H81ZM116 226V225H115ZM173 226V225H172ZM189 226H191V225H189ZM207 226V225H206ZM228 226V227H229ZM10 227L11 226H8V229L10 230ZM35 227V226H34ZM37 227V226H36ZM45 227V226H44ZM70 227V226H69ZM69 227H68V229H69ZM88 227V226H87ZM89 227H91V226H89ZM93 227H96V225L95 226H93ZM102 227H103V224H102ZM106 227V226H105ZM120 227H121V225H120ZM120 227H119V229H120ZM126 227V226H125ZM124 227V228H125ZM128 227V226H127ZM137 227V226H136ZM217 227V226H216ZM4 228V227H3ZM12 228V227H11ZM59 228V229H58ZM72 229H74L73 227H71ZM104 228V227H103ZM133 228V227H132ZM138 228V227H137ZM205 228V227H204ZM13 229V228H12ZM12 229H11V231H12ZM35 229V228H34ZM47 229V228H46ZM50 229V228H49ZM71 229V230H72ZM87 229V230H86ZM90 229V228H89ZM102 229V228H101ZM113 229V228H112ZM129 229V228H128ZM134 229V228H133ZM158 229V228H157ZM205 229H208V228H205ZM204 229V230H205ZM210 229V228H209ZM217 229V228H216ZM227 229V228H226ZM225 229V230H226ZM229 229V228H228ZM3 230V229H2ZM14 230V229H13ZM36 230V229H35ZM45 230V229H44ZM48 230V229H47ZM51 230V229H50ZM54 230V229H53ZM70 230V231H71ZM77 230V229H76ZM97 230H99V229H97ZM130 230V229H129ZM142 230V229H141ZM201 230V229H200ZM203 230V229H202ZM203 230V231H204ZM211 230V229H210ZM210 230H207V231H209L210 232ZM7 231V229L5 230V232ZM34 231V230H33ZM60 231V232H61ZM69 231V230H68ZM69 231V233L70 234H72L71 232ZM113 231V230H112ZM111 231V232H112ZM131 231V230H130ZM136 231V230H135ZM138 231V230H137ZM226 231H228V230H226ZM4 232V231H3ZM9 232V231H8ZM38 232V231H37ZM48 232V231H47ZM46 232V233H47ZM53 232V231H52ZM54 232H56V231H54ZM57 232V233H58ZM65 232V233H66ZM75 233H76V231H74ZM78 233H80V231H77ZM114 232V231H113ZM117 232V231H116ZM147 232V231H146ZM175 232H177V230L175 231ZM184 232V231H183ZM204 232H206V231H204ZM203 232V233H204ZM43 233H45V232H43ZM45 233V234H46ZM74 233V234H75ZM77 233V234H78ZM108 233V232H107ZM148 233V232H147ZM197 233V232H196ZM3 234V233H2ZM7 234V233H6ZM5 234V235H6ZM33 234V233H32ZM52 234V233H51ZM54 234V233H53ZM52 234V235H53ZM70 234H68V236L70 235ZM73 234V235H74ZM109 234H111V233H109ZM114 234V233H113ZM112 234V235H113ZM152 234V233H151ZM202 234V233H201ZM201 234H199V236L201 235ZM206 234H208V233H205V235ZM1 235V234H0ZM42 235V234H41ZM49 235V234H48ZM67 235V234H66ZM72 235V236H73ZM76 235V234H75ZM130 236V237H128V236ZM146 235V234H145ZM148 235V234H147ZM150 235V234H149ZM203 236H205L204 234H202ZM214 235V234H213ZM3 236V235H2ZM1 236V237H2ZM43 236V235H42ZM60 236V235H59ZM64 236V235H63ZM144 236V235H143ZM153 236V235H152ZM198 236V237H199ZM224 236H225V234H224ZM229 236V237H230ZM77 238H75V239H77L78 241L81 239V238H79L78 236H76ZM111 237V236H110ZM142 237V236H141ZM202 237V236H201ZM234 237V238H233ZM5 238V237H4ZM45 238V237H44ZM74 238V237H73ZM79 238V239H78ZM88 238V239H89ZM132 238V239H131ZM180 238V237H179ZM37 239V238H36ZM51 239V238H50ZM55 239V238H54ZM74 239V240H75ZM83 239H81L80 241L81 242H83L82 240ZM87 239V240H88ZM111 239H112V237H111ZM11 240V239H10ZM20 240V239H19ZM60 240V239H59ZM75 241V242H78V241ZM132 240V241H131ZM146 240V239H145ZM144 240V241H145ZM46 241V240H45ZM62 241V240H61ZM63 241H64V243H65V245L67 246V248L69 249L70 248V250H72L71 249V247H72V245H73V242L74 241H72V238L70 237H66V238H64L63 239ZM25 242H26V240H25ZM25 242H24V244H25ZM28 242V241H27ZM134 242V241H133ZM147 242V241H146ZM23 243V242H22ZM62 243V242H61ZM85 243H86V241H85ZM142 243H143V241H142ZM149 243V242H148ZM169 243H171V242H169ZM193 243V242H192ZM11 244H13V243H11ZM17 244V243H16ZM19 244H21V243H19ZM80 245L82 244V243H79ZM78 243H77V245H79ZM135 244V243H134ZM139 244V243H138ZM147 244V243H146ZM64 245V246H65ZM140 245V244H139ZM147 245H149V244H147ZM15 246V245H14ZM20 246V245H19ZM23 246H25V245H23ZM137 246V245H136ZM180 246H182L181 244H180ZM217 246V245H216ZM221 247H222V245H220ZM139 246H137V248H138ZM147 247V246H146ZM193 247H194V245H193ZM218 247V246H217ZM14 248V247H13ZM13 248H11V249H13ZM136 248V247H135ZM152 248V247H151ZM176 248V247H175ZM200 248V247H199ZM229 248V247H228ZM231 248V247H230ZM16 249V248H15ZM21 249V248H20ZM23 249V248H22ZM66 249V248H65ZM139 249V248H138ZM194 249L196 250V249H198L197 247L195 248L194 247ZM216 249V248H215ZM223 249H224V246H223ZM225 249H227V248H225ZM238 249V248H237ZM19 250V249H18ZM106 250H108V251H110V252H107ZM137 252H136V251ZM186 250V249H185ZM185 250H182V248L181 249H175V250H172L170 253H166L165 251H168V249L167 250H165V251H163V252H165V255L168 257V261L167 260H164L163 261V259L165 258V257H163V259H162V257H160L161 259H162V263H160V264H184V261H185V259H186V261L189 259V260H193V261H195L196 260V252L195 251H192V250H188L189 252H186ZM200 250V249H199ZM203 250V249H202ZM229 250V249H228ZM263 250V251H262ZM21 251V250H20ZM66 251V250H65ZM67 251H69V250H67ZM73 251H75V250H73ZM148 251H149V249H148ZM157 251V250H156ZM160 251V250H159ZM251 251V252H252ZM260 251H262V253H260ZM13 252V251H12ZM11 252V253H12ZM18 252V251H17ZM72 252V251H71ZM76 252V251H75ZM74 252V253H75ZM198 252V251H197ZM224 252V251H223ZM222 251H219V252H217L216 254V256H215V258L217 257L218 258V260L222 263V264H255V261H256V255L253 257L250 253H247L248 251H242V249L241 250H239L238 249V251L235 253H233V254H230V253H228L227 254V252L225 253H223ZM229 252V251H228ZM14 253V252H13ZM66 253V252H65ZM145 253V252H144ZM146 253H149V252H146ZM162 253V252H161ZM201 253V252H200ZM18 254H20V253H18ZM22 254V253H21ZM24 254V253H23ZM152 254H154V253H152ZM253 254H255V253H253ZM27 254H25V256H26ZM145 255V254H144ZM148 255V254H147ZM160 255V254H159ZM158 255V256H159ZM20 256H22L23 257V255H19L18 257H20ZM74 256V255H73ZM153 256V255H152ZM157 256V255H156ZM161 256H163V254L161 255ZM264 256V255H263ZM82 257V256H81ZM81 257H79V260L77 261V263H75V264H83V260H85L83 257L81 258ZM201 257V256H200ZM257 257H259V256H257ZM261 257V256H260ZM15 258V257H14ZM21 258V257H20ZM25 258V257H24ZM211 258H212V256H211ZM255 258V259H254ZM17 260H18V258H16ZM16 259H14V260H16ZM145 259H147V257L145 258ZM166 259V258H165ZM24 260V259H23ZM22 260V261H23ZM160 260V259H159ZM212 260H214V259H212ZM257 261H258V259H257ZM259 261H261V263L263 262L264 263V258H261ZM21 262V261H20ZM20 262H18V263H20ZM24 262H25V260H24ZM147 262V261H146ZM145 262V263H146ZM148 262H149V260H148ZM16 263V262H15ZM74 263V262H73ZM85 263V262H84ZM144 263V262H143ZM144 263V264H145ZM152 263V262H151ZM25 264V263H24ZM147 264V263H146ZM148 264H150V263H148ZM185 264H186V262H185ZM256 264H257V262H256Z\"/></svg>","mask_w":264,"mask_h":264}]
</instances>
